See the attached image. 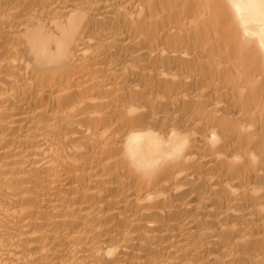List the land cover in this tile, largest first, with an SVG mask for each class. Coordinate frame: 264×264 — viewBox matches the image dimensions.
<instances>
[{
	"label": "bare ground",
	"instance_id": "obj_1",
	"mask_svg": "<svg viewBox=\"0 0 264 264\" xmlns=\"http://www.w3.org/2000/svg\"><path fill=\"white\" fill-rule=\"evenodd\" d=\"M0 264H264V0H0Z\"/></svg>",
	"mask_w": 264,
	"mask_h": 264
}]
</instances>
